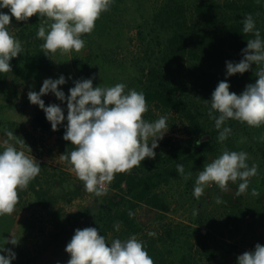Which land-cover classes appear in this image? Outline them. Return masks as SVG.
Masks as SVG:
<instances>
[{
	"label": "trees",
	"instance_id": "trees-1",
	"mask_svg": "<svg viewBox=\"0 0 264 264\" xmlns=\"http://www.w3.org/2000/svg\"><path fill=\"white\" fill-rule=\"evenodd\" d=\"M125 1L113 0L111 9L102 13L101 17L110 27L117 28L122 24ZM247 14L253 15L264 39V0H163L150 19L143 18L138 25L137 37L143 53L140 58L122 65L128 76L126 88L142 91L147 104L154 105L160 112L177 114L187 125L186 138L167 137L164 142L166 151L156 153L155 159L145 158L130 174H116L107 195L96 197L91 194L93 203L87 208L85 216L91 219L90 227L97 228L109 245L113 239L126 240L135 235L144 243L154 264L222 262L223 257L210 231L218 230L215 220L209 213L205 216L201 211L209 199V196L204 197L205 191L209 192L211 188H206L199 199L194 197L193 190L196 171L203 170L204 164L211 162L209 156L217 158L224 148L249 154V166L253 163L259 166L258 175L251 178L249 185L264 190V140L260 139L264 136V125L255 128L229 120L225 126L230 127L232 133L221 144L217 140L215 122L208 116L210 103L206 102L211 100V94L220 81L226 80L230 84V92L240 94L247 84L255 83L257 79L254 75L255 65L244 74H226L225 62H239L247 40L254 38L242 32V21ZM39 24L36 17L30 27L21 30L20 38L27 40L26 48L20 57L10 61V72L17 79L47 77L55 68L54 59L51 54L49 57L44 55L42 40L36 36ZM100 57L96 55L95 59ZM86 58L85 63L94 60L91 54ZM10 72L0 73V88L3 90ZM9 97L8 94L3 96L0 108L10 107ZM44 102L45 106L50 105L46 99ZM63 123L66 126L67 121ZM30 124L35 133L43 135L51 129L44 111L37 105L31 112ZM58 132L63 139L65 127L62 125ZM242 137L246 138L244 143L239 142ZM64 142L68 152L74 150L71 142ZM178 163L184 165L186 174L191 172L189 180L185 181L177 173ZM238 184L239 181L233 184L236 191ZM212 186L217 187L215 184ZM28 189L37 203L47 209L56 204V199L50 195V186L47 189L39 186L38 176L30 182ZM175 197L179 201L186 198L191 210L198 213L191 214L192 223L161 226L160 230L154 231V237L144 233V227L137 218L138 209L145 206L159 213H168L171 210L170 199ZM256 206L251 207L243 197L237 205L226 203L222 213L225 227L229 224L237 226L238 218L245 215L255 218L260 208L264 210V205ZM129 211L134 213L131 218ZM261 220H264L263 215ZM117 222L120 224L119 230L115 227ZM76 227L84 228L82 222ZM110 235L113 236L112 240L109 239ZM231 248L235 246L230 245ZM232 264H237V258Z\"/></svg>",
	"mask_w": 264,
	"mask_h": 264
},
{
	"label": "clouds",
	"instance_id": "clouds-1",
	"mask_svg": "<svg viewBox=\"0 0 264 264\" xmlns=\"http://www.w3.org/2000/svg\"><path fill=\"white\" fill-rule=\"evenodd\" d=\"M113 0H0V73L12 71L10 61L23 52L21 42L9 31L12 17L17 22H27L38 16L40 20L36 33L44 41L41 49L44 55L77 53L85 48L83 34H91L97 20L111 9ZM243 34L254 38L247 40L239 62L226 61V74H244L255 65V83L247 84L240 94L230 92V84L220 81L211 94L208 116L214 120L218 130L217 140L223 144L232 129L225 126L229 120L246 123L259 128L264 125V39L256 27V21L247 14L242 21ZM91 66V65H90ZM66 79L47 78L39 92L30 90L28 99L45 113L53 131L67 121L63 139L74 145V150L60 155L70 165L71 171L83 182L86 192L96 197L107 195L108 186L116 174L131 173L145 158L155 159L154 151L168 131L166 115L153 122L146 121L148 111L145 94L135 89L125 91L126 85L117 83L111 87L93 86V78L75 80L69 95L59 89ZM53 93L61 102L67 103V115L57 104L45 106L42 96ZM7 139L0 152V216L11 215L19 202V192L28 188L30 182L41 172L40 163L26 154L24 139L5 129ZM152 138L151 143L149 138ZM264 140V136H261ZM246 138L239 141L244 143ZM10 141L19 145V149ZM199 143V141H197ZM28 147V146H27ZM28 149L31 151L30 147ZM250 156L245 151H229L227 148L198 172L193 195L199 199L206 187L217 185L221 191L228 190L229 182L239 181L237 196L246 194L251 178L258 175V165L249 166ZM177 173L185 180L192 176L185 173L183 164L176 165ZM252 196L259 192L253 188ZM217 204L225 203L216 197ZM131 218L134 213L129 211ZM198 214L194 211V215ZM119 222L115 225L119 230ZM148 236H156L148 232ZM6 243L17 246L19 241L11 236ZM65 251L70 255L67 264H154L145 245L135 235L126 240L113 239L111 244L97 228H77ZM0 264H12L16 253L10 248L0 247ZM237 264H264V245L257 243L252 251H245L237 257Z\"/></svg>",
	"mask_w": 264,
	"mask_h": 264
},
{
	"label": "rangeland",
	"instance_id": "rangeland-1",
	"mask_svg": "<svg viewBox=\"0 0 264 264\" xmlns=\"http://www.w3.org/2000/svg\"><path fill=\"white\" fill-rule=\"evenodd\" d=\"M162 2L163 0H126L122 6L124 11L121 14L122 24L119 27H110L105 18L100 17L93 32L82 35L85 48L81 52L72 51L63 55L59 51L55 54L50 53L55 61V68L47 77L24 80L17 79L12 72L7 75L4 90L0 88L3 90L0 93V106L5 94L10 96L11 105L0 108V152L3 151V141L7 139L5 129L24 139L26 145L23 150L29 156L33 155L41 165V172L38 175L39 186H43L44 189L50 186V195L56 199L53 209H47L44 205L37 203V199L27 188L19 192V202L15 211L11 215L0 216V247L10 248L16 253V259L12 261V264H67L70 255L65 248L77 229L76 224L82 222L84 228L91 226V219L86 217L85 213L87 208L91 207L93 198L86 192L83 182L71 171L70 165L60 159L61 154L68 152L58 132L62 125L66 127L65 123L59 125L57 131L51 128L46 135L35 133L30 124L31 112L35 105L30 103L28 92L30 90L39 92L45 79H58L61 75L65 77L66 83L59 86V89L66 96L69 95V89L74 87L73 82L79 79L93 78L94 87H111L117 83H127L128 76L122 65L140 58L143 53L137 37L138 25L143 18L150 19L153 11ZM0 12L8 13V9H0ZM36 17L39 20L38 16H33L27 22H17L12 17L9 31L21 42L23 50L26 48L27 40L20 38L21 30L26 26L30 27ZM43 43L42 40L41 44ZM90 54L94 60L85 63L86 57ZM96 55L101 57L95 59ZM128 90L129 88H125L126 92ZM41 99H46L50 104L59 105L64 109L65 116L67 115L66 101L61 102L53 93H48ZM162 115L168 117L169 128L163 139L158 141L159 146L154 150L156 153L166 151L164 142L167 137L186 138L187 125L174 112L165 114L154 105H148L144 119L153 122ZM151 140L150 137V143ZM10 143L19 149V145H16L14 141ZM213 159H215L213 155L208 158L210 161ZM233 184L229 182L227 191H221L218 186L206 187L211 188L209 192L205 191L204 195V197L209 196V199L201 209L202 214L206 216L209 213L217 225V231H210L223 257L220 264H232L233 260L245 251L254 250L257 243L264 245V220H261L264 210L260 208V205H264V190H258L259 195L252 196L251 190L254 187L249 185L246 194L237 196ZM216 197L222 198L225 203L217 204ZM241 197L245 198L251 207L260 206V212L255 218L248 215L239 217L237 226L229 224L225 227L222 213L226 203L230 206L237 205ZM170 202L171 210L168 213H159L145 206L138 209L137 218L144 227V233L158 231L161 226L167 224L192 223L190 218L194 211L189 207L190 204L186 198L179 201L175 197L173 200L170 199ZM11 236L19 241L17 246L6 243L5 239H11ZM112 237L110 235L109 239L112 240ZM230 245H234L235 248L230 249ZM0 255H6V253L0 252Z\"/></svg>",
	"mask_w": 264,
	"mask_h": 264
},
{
	"label": "built area",
	"instance_id": "built-area-1",
	"mask_svg": "<svg viewBox=\"0 0 264 264\" xmlns=\"http://www.w3.org/2000/svg\"><path fill=\"white\" fill-rule=\"evenodd\" d=\"M108 188H109V190L111 189L110 185L108 186ZM109 190H108V191H109Z\"/></svg>",
	"mask_w": 264,
	"mask_h": 264
}]
</instances>
